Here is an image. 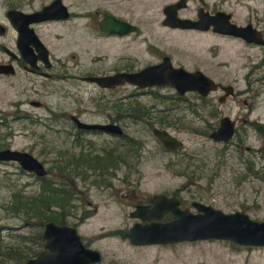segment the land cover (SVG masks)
<instances>
[{
  "label": "rangeland",
  "instance_id": "obj_1",
  "mask_svg": "<svg viewBox=\"0 0 264 264\" xmlns=\"http://www.w3.org/2000/svg\"><path fill=\"white\" fill-rule=\"evenodd\" d=\"M168 1L171 0H154V8ZM197 2L190 1L186 12L194 11ZM221 2L238 22L263 15L264 0ZM147 16L152 25L162 14L156 10L148 12ZM155 35H159L164 44L175 42L176 59L189 68L195 61L200 62V67L216 81L231 82L235 93L219 101L218 96L223 92L220 89L202 96L196 91L180 94L171 85L146 90L120 86L113 87L112 92L94 87L84 95H112V122L123 127L126 138L140 142L139 150L127 157L132 158L131 161L104 169L102 174L89 169L71 178L72 170L67 168L61 173L57 166L59 162L62 165L67 162L71 157L68 153L79 150L76 133L59 131L64 119L57 115L49 118L48 110L29 103L21 107L36 114L34 118L14 116L20 113L18 99L36 98L70 107L73 98L77 100L81 95L79 87L92 88L72 78L77 66L69 55L68 77L49 80L46 85L39 84L37 89L17 82L14 76L0 75V109L5 111L0 115V147L32 152L45 163L49 170L47 177H53L56 187L71 184L74 194L66 200L70 204L64 206L69 209L67 222L76 225L83 236L104 235L96 242L103 252H108L105 244L112 241V253L117 252L119 264H264V245H240L223 238L134 245L123 236V232L138 221L130 215L136 203L147 201L154 193L175 194L181 206L192 211H196L192 201L199 200L225 212L241 210L253 219H264V159L255 150L264 139L253 124L264 122V79L248 84L246 78L254 60L264 54V47L249 46L237 39L206 32L170 30L162 26L155 30ZM259 72L263 74L262 70ZM66 90L71 96L61 97ZM245 98L249 104L244 102ZM225 114L241 118L237 119L236 132L228 142L216 141L207 132L216 128ZM245 114L247 120L242 119ZM37 115L44 119H37ZM154 126L167 128L180 137L183 144L174 150L166 148L154 135ZM96 138L100 140L94 144H107L109 136L101 134ZM126 138L112 133V148L127 142ZM103 176L109 178L102 181ZM40 187L34 172L14 160L0 161V242L15 241L19 239V231L29 229L22 226L23 218L12 214L7 207L13 190L17 188L24 194H32ZM89 201H92L91 206ZM166 215L172 217L170 213ZM40 229L43 230V226Z\"/></svg>",
  "mask_w": 264,
  "mask_h": 264
},
{
  "label": "flooded vegetation",
  "instance_id": "obj_2",
  "mask_svg": "<svg viewBox=\"0 0 264 264\" xmlns=\"http://www.w3.org/2000/svg\"><path fill=\"white\" fill-rule=\"evenodd\" d=\"M153 1L0 0L1 76H14L17 78V82L31 85L32 90L37 89L39 84L46 85L49 80L66 79L68 77L66 71L69 68L67 60L68 56L71 55L77 66V69H75L77 71H74L76 73L72 74V78L92 85V88L79 87L78 90H80L81 95L77 100L72 97L70 107H63L58 103L50 104L36 98L18 99L16 101L17 109L20 112L18 115H14L16 118H34L33 115L36 114H31L27 107H21L22 104L29 103L31 106L48 110L49 118L57 115L59 118L64 119V126L59 131L66 134L76 133L77 143L79 144V150L76 151L79 157V166L86 167L89 161H94L100 154L109 152L110 167H112V130L109 128L80 126L77 122L78 118L88 124H112V95H84L85 92L91 91L94 87L98 88L99 91L104 90V92H112V87L102 86L91 80L90 77L122 71L137 72L151 64H158L166 58L174 66H182L188 70L200 69L204 71L198 61H195L193 67L189 68L184 62L175 58L177 55L175 42L164 44L160 36L155 35V30L160 26L170 30L206 32L213 36L237 39L249 46L264 47V43L248 41L242 36L219 31L214 24H210L208 28L204 29L174 26L166 23L164 21L167 16V5L175 4L179 0L164 2L156 9ZM190 1L192 0H186L184 5L172 9V11L175 10L180 17L193 20L199 18L200 11L206 15H216L219 11H226L231 15L229 17L230 21L239 25L251 24L252 30L264 38V11L263 15H254L245 22H238L234 19L233 13L223 6L221 0L218 3L216 1L198 0L194 6V11L188 13L186 10L189 9ZM156 10L160 11L162 16L156 22L152 21V25H150L147 14ZM112 16L127 21L128 25L125 28L131 27V29L121 33L104 28L103 24L106 21L112 24ZM110 27L112 26L110 25ZM150 30H154V33H150ZM252 67L246 76L248 84H251L252 81L259 82L264 79V54L259 59L254 60ZM260 70L263 74L259 72ZM252 72L256 75H252ZM19 73L22 76L24 75L23 79ZM216 82L232 85L234 88L231 82ZM166 85L171 84L141 86L139 83L125 81L114 87L128 86L146 90ZM218 89L223 91L218 96L220 100L224 90L220 87ZM68 96H71V92L68 90L61 95L64 98ZM244 102L249 104L246 98ZM4 112L3 109H0V115H3ZM246 115L242 117L243 120L248 119ZM36 118L44 119L40 115H37ZM240 118L238 115L233 118L236 124L235 132L237 119ZM101 134L109 136L108 143L94 144L95 141L99 142L100 140L96 136ZM73 154H71V157ZM171 195L175 194L171 193ZM149 201L150 198L143 201V203ZM88 203L91 206L92 201ZM92 206L94 208V204ZM88 213H91V211ZM165 215L162 220L174 217L172 213H170L172 217ZM80 236L86 247L97 249L101 254L100 260L91 264H119L117 252L112 253V241L105 244L109 248L108 252H103L96 244L97 240L104 237V235L93 234L86 237L80 234Z\"/></svg>",
  "mask_w": 264,
  "mask_h": 264
},
{
  "label": "water",
  "instance_id": "obj_3",
  "mask_svg": "<svg viewBox=\"0 0 264 264\" xmlns=\"http://www.w3.org/2000/svg\"><path fill=\"white\" fill-rule=\"evenodd\" d=\"M185 1L179 0L175 4L167 5V16L164 22L174 26L204 29L214 24L219 31L242 36L248 41L264 43V38L252 30L251 24L239 25L230 21L231 15L226 11H219L216 15H206L200 11L197 20L178 16L172 9L181 7ZM126 25H128L127 21L112 16V24L106 21L103 27L123 33L131 29V27L125 28ZM90 79L102 86L112 88L125 81L139 83L141 86L171 84L180 94L186 91H197L203 96L220 87L224 90L220 101L234 92L232 85L219 84L200 69L188 70L182 66H174L167 58L137 72L122 71L109 75L92 76ZM77 122L80 126L109 128L112 133H123L122 126L116 122L88 124L78 118ZM153 133L164 146L170 149H176L183 144V140L167 128L155 126ZM234 133L235 120L229 115H223L218 126L210 131L209 136L216 141L228 142ZM5 160H14L22 168L39 176L48 174L44 162L28 150L12 147L0 148V161ZM192 205L196 211L182 207L180 198L176 195L154 193L148 203H137L131 210L130 215L139 220L124 231L123 236L134 244L223 238L240 245H264V219H253L241 210L225 212L199 200H193ZM167 212L174 214V217L162 220ZM42 237L44 247L35 256L27 258L23 264H91L101 258L99 250L84 245L76 225L72 223H57L53 219H48L44 223Z\"/></svg>",
  "mask_w": 264,
  "mask_h": 264
},
{
  "label": "trees",
  "instance_id": "obj_4",
  "mask_svg": "<svg viewBox=\"0 0 264 264\" xmlns=\"http://www.w3.org/2000/svg\"><path fill=\"white\" fill-rule=\"evenodd\" d=\"M136 111V110H134ZM255 128L262 134L264 139V122H254ZM209 132H207L208 134ZM122 137L126 138L125 133ZM127 142L114 146L112 148V168L120 166V162L131 161L130 154H134L139 150L140 142L133 138H126ZM121 145H123L121 147ZM8 146H2L4 148ZM259 151L260 156L264 159V143L255 149ZM72 154V153H71ZM110 154H100L94 161H89L86 167L79 166V157L76 153L72 155L67 162H59L57 164L61 173L65 169L72 170L70 174L71 178L74 175L83 173L84 170H93L94 172L103 173V170L110 168ZM49 172V170H48ZM41 187L32 194H24L19 189H14L10 200L7 202V207L12 214L21 216L23 218V227H29L28 230L19 231L17 237L19 239L15 241L0 242V263L1 264H23L29 257L35 256L44 246V240L42 237V230L40 229L45 221L53 219L57 223H66L69 209H65L66 201L69 196L74 194V190L71 189L72 185L66 187H56L53 177L38 176ZM102 181L107 178L103 176ZM66 184H68L66 182ZM62 207V208H60ZM60 208V209H59ZM87 216V215H86ZM15 228H19L16 226Z\"/></svg>",
  "mask_w": 264,
  "mask_h": 264
}]
</instances>
